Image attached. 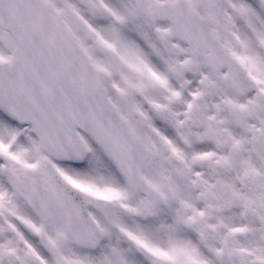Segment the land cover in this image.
<instances>
[{"label":"snow or ice","instance_id":"obj_1","mask_svg":"<svg viewBox=\"0 0 264 264\" xmlns=\"http://www.w3.org/2000/svg\"><path fill=\"white\" fill-rule=\"evenodd\" d=\"M0 264H264V0H0Z\"/></svg>","mask_w":264,"mask_h":264}]
</instances>
